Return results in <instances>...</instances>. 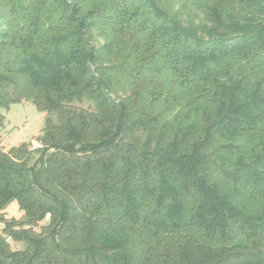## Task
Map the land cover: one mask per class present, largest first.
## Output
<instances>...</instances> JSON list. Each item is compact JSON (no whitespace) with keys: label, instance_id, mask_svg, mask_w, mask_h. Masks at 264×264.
Here are the masks:
<instances>
[{"label":"trees","instance_id":"obj_1","mask_svg":"<svg viewBox=\"0 0 264 264\" xmlns=\"http://www.w3.org/2000/svg\"><path fill=\"white\" fill-rule=\"evenodd\" d=\"M22 101L0 264H264V0H0Z\"/></svg>","mask_w":264,"mask_h":264},{"label":"rangeland","instance_id":"obj_2","mask_svg":"<svg viewBox=\"0 0 264 264\" xmlns=\"http://www.w3.org/2000/svg\"><path fill=\"white\" fill-rule=\"evenodd\" d=\"M193 9L195 8L193 7ZM0 112L3 117L0 125L1 148L3 151L18 148L23 144L28 145L30 150L40 146L38 138L44 129L46 114L40 112L33 103L27 101L12 103ZM21 215L22 213L18 210L17 212H10L8 208L5 209L6 218L18 219ZM2 228L3 225L0 224V234H2ZM8 242L12 250L25 248L23 242L10 240Z\"/></svg>","mask_w":264,"mask_h":264},{"label":"crops","instance_id":"obj_3","mask_svg":"<svg viewBox=\"0 0 264 264\" xmlns=\"http://www.w3.org/2000/svg\"><path fill=\"white\" fill-rule=\"evenodd\" d=\"M8 149V147H7ZM17 205L15 203L11 204L9 207L10 212H17Z\"/></svg>","mask_w":264,"mask_h":264}]
</instances>
